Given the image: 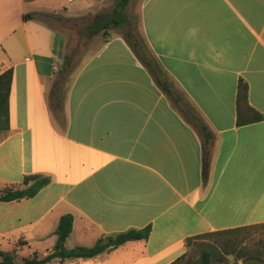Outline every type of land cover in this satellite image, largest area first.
Returning <instances> with one entry per match:
<instances>
[{
  "label": "crops",
  "instance_id": "obj_1",
  "mask_svg": "<svg viewBox=\"0 0 264 264\" xmlns=\"http://www.w3.org/2000/svg\"><path fill=\"white\" fill-rule=\"evenodd\" d=\"M55 1L0 0V74L13 70L0 184L29 175L51 180L34 198L0 203V239L46 256L61 217L71 214L67 249L129 230L151 233L63 264H174L189 238L263 225L264 0L141 4L150 49L214 134L206 182L198 133L120 35L101 40L62 98L64 78L54 75L65 74L64 38L39 17ZM83 8L60 5L67 12L60 16L78 17ZM27 14L34 18L25 21ZM241 80L263 116L244 126L237 122Z\"/></svg>",
  "mask_w": 264,
  "mask_h": 264
},
{
  "label": "trees",
  "instance_id": "obj_2",
  "mask_svg": "<svg viewBox=\"0 0 264 264\" xmlns=\"http://www.w3.org/2000/svg\"><path fill=\"white\" fill-rule=\"evenodd\" d=\"M31 1V0H28ZM130 0H120L110 17L97 16L98 22L91 28L90 36L103 34V41L113 37L110 34L112 26L118 28L126 24L128 30L120 35L139 62L151 75L153 81L171 103V106L198 133L202 142V175L206 182L211 165V144L214 134L209 129L197 109L187 100L184 93L170 79L159 60L150 49L143 32L140 33L133 22L125 17L124 11ZM24 20H31L34 15H24ZM141 24V19H140ZM142 30V27H141ZM72 61L64 58L61 68L66 73L71 68ZM13 81V70L9 69L0 74V137L10 128L9 96ZM237 118L238 126L249 125L263 120V116L249 103V86L241 80L237 87ZM51 183L50 178L41 175L25 176L21 184H0V203L22 201L34 198L40 191ZM74 218L71 214L61 217L55 231L57 243L50 254L41 257L34 253L22 261L18 260V252L0 251V264H63L70 259H90L106 251L113 250L126 242L147 240L151 227L142 230H129L118 235L102 236L92 247L66 248V241L73 231ZM264 225V224H263ZM260 227L252 226L232 230L206 233L186 240V253L174 264H262L263 252L260 249L240 248L243 241L241 233ZM261 227H264L261 225ZM212 238V242H197L201 239ZM193 249V250H192ZM199 256L197 259L195 257Z\"/></svg>",
  "mask_w": 264,
  "mask_h": 264
},
{
  "label": "rangeland",
  "instance_id": "obj_3",
  "mask_svg": "<svg viewBox=\"0 0 264 264\" xmlns=\"http://www.w3.org/2000/svg\"><path fill=\"white\" fill-rule=\"evenodd\" d=\"M73 1V0H69ZM120 0H75L73 3H69L68 0H56V9L51 10V14L48 17L40 15V19L50 21L51 24H56L61 36L64 40V51L60 61V66L64 63V58H69L72 61L71 68L64 75L60 74V70L54 77H57V81L61 83L62 80V98H65L66 93L75 77L77 72L81 69L84 63L89 59L91 55L98 49L101 40H103V34L99 33L96 36H90L91 28L98 22L97 16L110 17L114 8ZM81 2L84 5L82 9V15L73 18H63L67 12H61L59 7L66 6L70 10L72 5H78ZM143 0H130L128 7L124 11L125 17L133 22V26L142 33L141 30V4ZM64 9H62L63 11ZM59 15H54V13ZM61 15V16H60ZM128 30L126 24L118 28L112 26L110 28L111 35H124ZM59 38L58 43H60ZM62 68V67H61ZM264 226V225H262ZM243 238L240 248L260 249L263 252L262 264H264V227H258L242 232ZM212 238L201 239L197 242H212ZM16 246L9 245L7 240L0 239V251L12 252L16 250L18 252V260L22 261L24 258L30 255L26 252L28 247H24L19 251ZM193 250V249H192ZM34 254V253H33ZM32 255V254H31ZM195 257V256H194ZM199 256L195 257L197 259Z\"/></svg>",
  "mask_w": 264,
  "mask_h": 264
},
{
  "label": "built area",
  "instance_id": "obj_4",
  "mask_svg": "<svg viewBox=\"0 0 264 264\" xmlns=\"http://www.w3.org/2000/svg\"><path fill=\"white\" fill-rule=\"evenodd\" d=\"M54 70H55V71H57V70H58V68H57V67H54Z\"/></svg>",
  "mask_w": 264,
  "mask_h": 264
}]
</instances>
